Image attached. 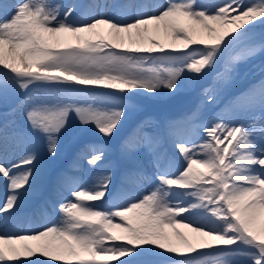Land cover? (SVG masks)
I'll list each match as a JSON object with an SVG mask.
<instances>
[{"label": "snow or ice", "instance_id": "snow-or-ice-1", "mask_svg": "<svg viewBox=\"0 0 264 264\" xmlns=\"http://www.w3.org/2000/svg\"><path fill=\"white\" fill-rule=\"evenodd\" d=\"M78 14L76 4L0 0V71L8 76L0 81V96L5 103L10 93L18 97L12 111L22 113V122L14 134L24 144L16 160L0 158L6 186L0 264H155L138 259L148 254L167 264H264V64L245 79L239 63L264 54V42L230 54L264 27V0H220L210 7L166 0L128 19L100 13L78 20ZM150 25L162 28L170 42L148 35ZM214 74L230 92L224 109L230 118L193 123L192 136L175 141L181 158L175 165L162 163V129L137 123L119 151L136 164L146 150L154 177L139 195L114 203L106 141L128 124L129 101L161 90L174 96L185 82ZM33 87L44 95L32 97ZM203 91L209 103L216 101L208 88ZM70 113L78 118L76 155L87 159L90 181L73 183L70 198L59 205L60 221L14 230L11 222L36 189L43 157L59 154ZM196 116L193 111L184 119ZM165 123L171 129L176 122ZM93 133L101 140H90ZM2 139L7 153V125ZM49 178L54 189L72 180L66 171Z\"/></svg>", "mask_w": 264, "mask_h": 264}, {"label": "rangeland", "instance_id": "rangeland-1", "mask_svg": "<svg viewBox=\"0 0 264 264\" xmlns=\"http://www.w3.org/2000/svg\"><path fill=\"white\" fill-rule=\"evenodd\" d=\"M103 1L104 0H98L94 3V7L92 9L93 12L100 10V7H104L105 9H108V14L106 15H110L112 10L114 13H117V10L120 9V4L124 0H108L105 5L103 4ZM50 2L55 4H76L79 7V11H81L88 0H50ZM130 2L131 4L129 6ZM130 2L125 5L121 4L123 9H121L118 14L120 19H128L135 14V8L138 5V0ZM159 2L160 4H163L166 0H159ZM200 2L210 7L213 4L219 3L220 0H200ZM148 35L153 36L151 33H148ZM262 42H264V27H258L251 36L250 40L246 41L244 45L233 49L230 54L241 52L243 48L248 45L259 47ZM239 63L241 65L242 74L244 75V78L247 79L252 75H258L260 65L264 64V54L258 51L256 56L252 59V63H248L247 61ZM221 71H223V68H221ZM6 79H8L6 72L0 71V81H4ZM220 84V80L214 74L207 80L199 81L195 84L185 82V86L181 92L174 96L168 94L167 90H161L159 95L141 93L129 101L134 110L132 111L128 124L123 130H121L120 137H117L116 140L106 141L109 146L111 170L113 172L114 180L116 181V188L113 189V196L110 198L114 203H122L127 197L139 195L145 189L149 188L151 186V180L149 178L154 177L155 172L154 167L150 163V156L146 150L141 153L140 159L136 164H129L122 157L119 151L121 139L131 133L137 123L141 121H148L151 127H159L163 131L164 138L158 148V151L162 152L165 157V159L162 160V163L173 165L180 163V154L175 151V141L178 136H181V132L184 136L191 137L193 134V123L196 125L207 123L214 120L221 114H223L225 119L230 118L231 113L224 111L225 105L230 97V92L226 89H221ZM204 88H208L214 95L217 96L214 103H209L207 101L203 91ZM70 91L75 96L84 95L83 93H79L75 90ZM30 95L32 97L43 96L44 92L40 87H33ZM89 95L98 94L93 93ZM48 98L55 102L56 98L54 96H49ZM155 100L161 101L156 103ZM17 103L18 97L14 94L10 93L7 103H5L3 97L0 96V151L3 153L2 158L6 155L10 161L16 160L24 150L22 140L14 134V129L22 122V113L20 111L15 113L12 111V108ZM99 106L105 107V105ZM5 110L8 111L5 112ZM193 111L197 113L196 119L194 121H186L184 119L186 114H191ZM169 120L176 122L171 129H169L165 123ZM5 125H7L8 131L7 153L4 151V142L2 139ZM179 126L183 127L184 130L179 128ZM78 131V118L75 113H70V125L65 135L61 138L57 158L55 160H51L46 155L43 157L41 165L39 166L41 168V174L37 179L36 189L33 194L26 199L24 205L22 206V210H24L31 204H33L34 207L38 204V202H40L41 207H44L45 205V210L43 208L38 210L41 217L40 219L44 221L42 227L47 223L53 221L58 222L61 220L59 205L64 199L70 198V188L73 183L86 185L90 181V166L88 165L87 159H77L76 155L79 148V143L76 138ZM169 131L171 134H169ZM195 131L197 136H199V129H196ZM89 139L99 141L101 140V137L93 133L89 136ZM41 150L43 151V149ZM114 153L118 154V158L116 159V162L112 163L115 159L114 156H116ZM171 153H173V155ZM61 159L63 160L62 162L59 161ZM136 168H143V174L135 171ZM60 171H66L72 180L63 183L62 185H58L54 189L51 185L49 173L54 176ZM5 187L6 186L3 180L0 179V198L3 197V191L6 190ZM18 217H16L13 221L14 224L19 222ZM28 219L29 216L25 219V221ZM30 225L33 226L32 223ZM30 225H28V227ZM180 230L189 236L193 235V233H191V231L187 228H181ZM168 231L169 233H172L171 229H168ZM173 239H175L174 234ZM154 257L157 256L148 254L138 259L151 260L155 262V264H167L163 258Z\"/></svg>", "mask_w": 264, "mask_h": 264}, {"label": "bare ground", "instance_id": "bare-ground-1", "mask_svg": "<svg viewBox=\"0 0 264 264\" xmlns=\"http://www.w3.org/2000/svg\"><path fill=\"white\" fill-rule=\"evenodd\" d=\"M98 1V0H88V2L86 3V5L84 6V8L79 12L80 17L79 20L86 18L87 15L89 14H98V10L93 12V7H94V3ZM108 0H104L103 4L105 5L107 3ZM130 1L133 0H124L121 4L125 5L127 3H129ZM120 4V9L118 10V12L115 14V17L119 18V13L121 11L122 6ZM131 2L129 3L130 6ZM160 2L159 0H143V2L141 4H139V7L141 8V10L144 11H152L155 10L156 7L160 6ZM104 14H108V9H105V12H103ZM120 19V18H119ZM149 28L151 29V31L149 33L153 34V36H155L156 38L162 40L165 43H169L170 42V37L163 31V29H160L159 32L156 31L155 26L154 25H150ZM106 29H105V33H106ZM179 128H181L182 130H184L183 127L179 126ZM181 135H183V133L181 132ZM184 136V135H183ZM3 153L0 151V158H2ZM6 189V187H5ZM5 192V190L3 191V193ZM1 193V192H0ZM39 221V215L35 218V223L32 227H25L26 222L22 223V224H15V229L14 230H21V229H32V228H36L37 227V222ZM13 223V222H11ZM2 226V225H0ZM24 226V227H22Z\"/></svg>", "mask_w": 264, "mask_h": 264}]
</instances>
